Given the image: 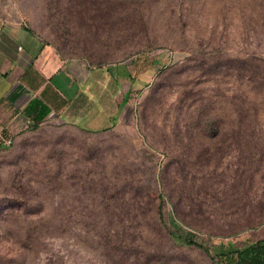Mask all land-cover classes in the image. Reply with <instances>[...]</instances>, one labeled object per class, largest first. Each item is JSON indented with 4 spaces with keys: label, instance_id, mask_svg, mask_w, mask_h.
I'll return each mask as SVG.
<instances>
[{
    "label": "rangeland",
    "instance_id": "obj_1",
    "mask_svg": "<svg viewBox=\"0 0 264 264\" xmlns=\"http://www.w3.org/2000/svg\"><path fill=\"white\" fill-rule=\"evenodd\" d=\"M0 16L135 85L109 129L49 116L0 148V264H226L264 227V0H0Z\"/></svg>",
    "mask_w": 264,
    "mask_h": 264
},
{
    "label": "crops",
    "instance_id": "obj_2",
    "mask_svg": "<svg viewBox=\"0 0 264 264\" xmlns=\"http://www.w3.org/2000/svg\"><path fill=\"white\" fill-rule=\"evenodd\" d=\"M107 68L62 58L24 23L0 16V142L31 119L49 116L91 132L118 123L135 85L123 90ZM257 240H264V227L244 246Z\"/></svg>",
    "mask_w": 264,
    "mask_h": 264
},
{
    "label": "trees",
    "instance_id": "obj_3",
    "mask_svg": "<svg viewBox=\"0 0 264 264\" xmlns=\"http://www.w3.org/2000/svg\"><path fill=\"white\" fill-rule=\"evenodd\" d=\"M124 102L127 100V95L124 96ZM40 124V121H36L31 119L29 122H27L25 125H22L24 128L25 127H33V126H38ZM22 127V128H23ZM18 130V129H17ZM91 132V131H89ZM94 132V131H92ZM14 133V132H13ZM13 133L9 135L7 138L10 140L9 144H5L0 142V148H6L9 147L12 142H13ZM8 136V135H7ZM6 136V137H7ZM6 139V140H7ZM172 237L178 238V235L174 232L171 233ZM185 242L191 245H196L198 247H201L198 243L195 241L185 239ZM262 255H264V240H257L255 243L244 246L241 249H235L234 251H228L227 253H222L219 256L224 260L226 264H264V260L262 258Z\"/></svg>",
    "mask_w": 264,
    "mask_h": 264
},
{
    "label": "built area",
    "instance_id": "obj_4",
    "mask_svg": "<svg viewBox=\"0 0 264 264\" xmlns=\"http://www.w3.org/2000/svg\"><path fill=\"white\" fill-rule=\"evenodd\" d=\"M10 143V140H5V144H9Z\"/></svg>",
    "mask_w": 264,
    "mask_h": 264
}]
</instances>
